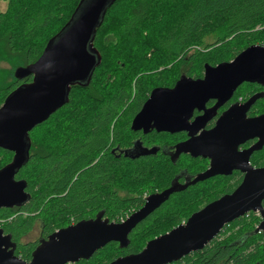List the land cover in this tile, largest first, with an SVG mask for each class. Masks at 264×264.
<instances>
[{
    "label": "trees",
    "instance_id": "obj_1",
    "mask_svg": "<svg viewBox=\"0 0 264 264\" xmlns=\"http://www.w3.org/2000/svg\"><path fill=\"white\" fill-rule=\"evenodd\" d=\"M0 1L8 3L0 12L1 107L16 88L32 81L31 76L19 79L17 70L41 57L81 0ZM94 45L102 63L91 84L74 86L69 103L30 134V159L16 177L27 183L30 201L0 209V228L16 243V256L27 262L55 231L99 214L120 223L144 206L145 191L149 196L185 184L187 177L207 168L208 161L201 158L183 155L175 163L169 158L182 134L143 135L131 130L132 121L155 88H172L182 77L201 78L205 65L230 62L248 47L264 45V0H117ZM250 87L257 89L248 85L238 95ZM154 147L159 149L156 155L125 156ZM263 157L264 147L253 154L251 164L263 167ZM235 176L233 186L225 182L234 177H218L174 194L133 230L127 248L111 243L76 264H110L141 252L203 206L231 194L243 179ZM259 221L251 212L227 225L202 251L173 264L262 262ZM36 227L39 238L26 241ZM251 244L258 251L253 261Z\"/></svg>",
    "mask_w": 264,
    "mask_h": 264
},
{
    "label": "water",
    "instance_id": "obj_2",
    "mask_svg": "<svg viewBox=\"0 0 264 264\" xmlns=\"http://www.w3.org/2000/svg\"><path fill=\"white\" fill-rule=\"evenodd\" d=\"M117 0H81L61 31L46 45L41 57L16 72L19 79L32 81L16 88L0 107V148L14 153L10 164L0 170V209L23 207L30 201L27 183L16 180L30 159L31 132L67 105L74 86L88 87L102 56L94 45L98 30L109 9ZM264 82V46L254 45L233 61L216 67L205 65L203 79L182 77L171 88H155L132 121L133 131L188 133V140L175 145L171 155L176 162L182 155L210 161L207 171L185 184L175 183L163 192L149 195L144 206L120 223L99 214L55 231L42 240L27 262L16 256V243L0 228V264H76L91 259L111 243L127 248L133 230L171 197L189 187L234 172L244 175L231 193L209 203L194 213L184 224L147 243L137 253L119 257L110 264H173L192 253L202 251L222 230L249 213H259L262 223L257 231L264 233V167L251 163L254 152L264 147V115L247 119L246 113L255 98L245 105L233 106L205 130L210 115L190 120L195 110L205 111L213 99L227 102L243 83ZM165 94V95H162ZM258 142L247 150L241 145ZM159 149L142 148L136 156H152ZM127 155V154H126ZM66 257H72L66 260Z\"/></svg>",
    "mask_w": 264,
    "mask_h": 264
},
{
    "label": "flooded vegetation",
    "instance_id": "obj_3",
    "mask_svg": "<svg viewBox=\"0 0 264 264\" xmlns=\"http://www.w3.org/2000/svg\"><path fill=\"white\" fill-rule=\"evenodd\" d=\"M236 58V57H235ZM234 58V59H235ZM233 59V60H234ZM232 60V61H233ZM231 62V61H230ZM225 63V62H224ZM221 64V63H220ZM219 65V64H218ZM217 65V66H218ZM216 67V66H215ZM204 73H205V70H204ZM204 73H203V76L201 77V78H198V79H203L204 78ZM181 79V78H180ZM179 79V80H180ZM193 79V78H192ZM178 80V81H179ZM177 81V82H178ZM176 82V83H177ZM176 85V84H175ZM174 85V86H175ZM248 85H256V90L254 89V88H252V87H250L251 88V90L249 91V92H246L244 95H238V92H239V90H241V89H243V88H245V86H248ZM173 86V87H174ZM172 87V88H173ZM171 88V89H172ZM151 94V93H150ZM150 96V95H149ZM256 97V99H255V102L251 105V107L249 108V110L247 111V113H246V117H247V119H252V118H255V117H259V116H261V115H264V82H263V84L262 83H243L235 92H234V94L232 95V97L227 101V102H225V103H219L218 104V100H213V99H211V100H209L207 103H206V106H205V111H198V110H195L194 111V113H193V116H192V118H191V120H190V123H192L196 118H198V117H201V116H204L205 115V113L206 112H208L209 113V115H210V118L208 119V121H207V124L205 125V130H210V129H213L215 126H216V124H217V121L220 119V117L225 113V112H227L231 107H233V106H242V105H245L249 100H251L252 98H255ZM149 98V97H148ZM148 100V99H147ZM145 104V103H144ZM3 105V104H2ZM261 105L263 106V107H261ZM142 109V108H141ZM140 112V111H139ZM132 126V125H131ZM131 130H132V128H131ZM133 131V130H132ZM152 131H154V132H156V133H158L156 130H151L149 133H147V134H145L144 133V131H133V132H140V133H142L143 135H148V134H150ZM161 134V133H160ZM164 134H168V133H164ZM179 134H182V137H183V139H181L178 143H180V142H184V141H186V140H188V133L187 132H180V133H177V134H170V135H173V136H175V135H179ZM139 141L140 140H138V142L137 143H139ZM258 142V139H252V140H249V141H247L246 143H244L243 145H241L240 146V148H239V150L240 151H244V150H247V149H249L250 147H252V146H254L256 143ZM177 143V144H178ZM138 147H140L141 145L140 144H136ZM176 145V144H175ZM175 145L171 148V149H169V152H168V155H169V158L171 159V155L173 154V152H174V147H175ZM263 149V148H262ZM261 151V150H260ZM116 153H118V155L119 156H121V154H122V152H121V150H116L115 151ZM139 152V150L136 152V150H134V151H132V152H129V153H126L125 154V156H132L131 154H133V153H138ZM159 152V151H158ZM257 152H259V151H257ZM257 152H254L253 154H255V153H257ZM158 154V153H157ZM183 156V155H182ZM187 156H190V155H187ZM253 156V155H252ZM252 156H251V158H252ZM191 157V156H190ZM13 158H14V153L13 152H11V151H8V150H5V149H3V148H0V161H3V166L0 168V170L1 169H3L4 167H6L8 164H10L11 162H12V160H13ZM192 158V157H191ZM193 159H199V158H193ZM201 159H203V158H201ZM9 160V161H8ZM172 160V159H171ZM203 160H207L208 161V166H207V168H205V170H203L202 172H200V173H198V174H196V176L194 177V178H190V177H187V182H190V181H193L196 177H197V175H199V174H201V173H204L205 171H207L208 169H209V166H210V161L208 160V159H203ZM6 161H8V162H6ZM250 163H251V161H250ZM264 167V166H263ZM255 168H261V167H255ZM235 175H241L243 178H244V175L242 174V173H240V172H234L233 173V175H231V176H228V177H224V176H218V177H224V178H231V177H236ZM17 177V176H16ZM218 177H215V178H218ZM215 178H212V179H210V180H213V179H215ZM210 180H208V181H210ZM18 181H20V180H18ZM242 181H243V179H242ZM187 182H185V183H187ZM205 182H207V181H205ZM205 182H203V183H205ZM199 184H202V183H199ZM198 185V184H197ZM197 185H195V186H197ZM264 205V204H263ZM253 213V212H252ZM259 216H260V214H259ZM262 223V218H261V216H260V221H259V224L256 226V232L259 234V235H262L263 236V243H264V233H263V231H257V229H258V227L260 226V224ZM223 231V230H222ZM221 234V233H220ZM262 246H264V244H262ZM250 247V250H249V254H251L250 255V257H252V256H255L256 254H257V250H255V244H251V246H249ZM192 254H194V253H192ZM191 254V255H192ZM190 256V255H189ZM252 261H253V257L252 258H250ZM251 260H250V262H251ZM250 264H264V257H263V259H262V262H260V261H257V262H252V263H250Z\"/></svg>",
    "mask_w": 264,
    "mask_h": 264
},
{
    "label": "rangeland",
    "instance_id": "obj_4",
    "mask_svg": "<svg viewBox=\"0 0 264 264\" xmlns=\"http://www.w3.org/2000/svg\"><path fill=\"white\" fill-rule=\"evenodd\" d=\"M7 7H8V3L6 2V1H0V12H5L6 10H7ZM259 46H264V45H259ZM264 106V105H263ZM172 140H174V139H172ZM260 163H264V157L263 158H260ZM237 181H238V178L237 177H234V178H231V179H229V180H227L225 183H226V185L227 186H233V185H236L237 184ZM144 196L147 198L148 197V195H147V191H145L144 192ZM205 198V197H204ZM202 199L203 201H202V203L203 204H205L206 202V200L207 199ZM206 206V205H205ZM205 206H203L201 209H203ZM200 209V210H201ZM254 214H256L259 218H260V216H259V213H254ZM129 217V216H128ZM127 217V218H128ZM126 218V219H127ZM125 219V220H126ZM124 220V221H125ZM186 221H184V222H181L180 223V225L181 224H184ZM76 224V223H75ZM74 225V224H73ZM179 226V225H178ZM177 226V227H178ZM176 228V227H175ZM174 229V228H173ZM172 229V230H173ZM237 229H235L234 231H236ZM170 232V231H169ZM168 233V232H167ZM39 238V228L38 227H36V229L32 232V234L29 236V237H27L26 238V241H32V240H36V239H38ZM145 248V247H144Z\"/></svg>",
    "mask_w": 264,
    "mask_h": 264
},
{
    "label": "snow or ice",
    "instance_id": "obj_5",
    "mask_svg": "<svg viewBox=\"0 0 264 264\" xmlns=\"http://www.w3.org/2000/svg\"><path fill=\"white\" fill-rule=\"evenodd\" d=\"M162 95H165V94H162ZM0 176H2V173H0ZM261 211H264V209H261ZM65 259L70 260V259H72V257H66Z\"/></svg>",
    "mask_w": 264,
    "mask_h": 264
}]
</instances>
